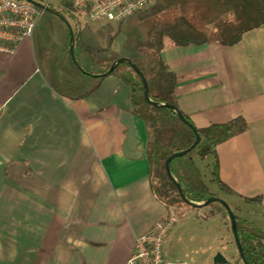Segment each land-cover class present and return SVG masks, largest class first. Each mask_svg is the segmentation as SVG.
Here are the masks:
<instances>
[{"label": "crops", "instance_id": "obj_1", "mask_svg": "<svg viewBox=\"0 0 264 264\" xmlns=\"http://www.w3.org/2000/svg\"><path fill=\"white\" fill-rule=\"evenodd\" d=\"M50 14L53 38L38 18L14 53L0 52V264H126L137 235L189 209H168L153 191L147 130L130 110V86L92 75L105 59L83 57L82 42L81 70L66 15ZM161 56L177 76L176 103L196 127L237 116L248 123L217 145L218 173L232 190L237 224L264 229L256 221L264 222V23L234 45L165 38ZM213 213L227 230L224 211ZM176 218L166 238L179 228Z\"/></svg>", "mask_w": 264, "mask_h": 264}, {"label": "trees", "instance_id": "obj_2", "mask_svg": "<svg viewBox=\"0 0 264 264\" xmlns=\"http://www.w3.org/2000/svg\"><path fill=\"white\" fill-rule=\"evenodd\" d=\"M49 5L54 7L51 3ZM58 11L63 16L67 12L73 19L72 31L76 41L81 31L79 19L64 9ZM136 13L140 20L149 21V25L145 37L137 40L134 49H129L128 57L146 78L150 99L178 107L174 95L177 76L161 56L165 38L176 46L203 43L234 45L244 32L264 23V0H152L148 7ZM116 58L105 63L100 73L107 71ZM109 74L118 76L130 86V110L146 126L145 153L150 164L153 191L168 209L175 212L181 202L189 208H196L184 202L164 167L169 155L193 144V130L178 118L173 109L154 106L146 101L141 76L130 63L120 62ZM183 114L192 122L188 115ZM196 129L200 135L198 143L184 155L174 157L169 166L186 198L190 202H203L210 196H217V190L211 185L225 192L232 191L219 177L216 147L247 130L248 123L243 116H237L224 123H211ZM245 199L259 201V197ZM236 219L238 221V215ZM237 229L246 263L264 264V229L251 223L246 226L237 224ZM239 258L242 260L240 255Z\"/></svg>", "mask_w": 264, "mask_h": 264}, {"label": "rangeland", "instance_id": "obj_3", "mask_svg": "<svg viewBox=\"0 0 264 264\" xmlns=\"http://www.w3.org/2000/svg\"><path fill=\"white\" fill-rule=\"evenodd\" d=\"M37 1L49 3L48 0ZM50 1L55 8H63V5L76 14V17L80 21L81 31L79 39L76 38L75 41L76 49L74 50V55L78 53L77 46L82 42V46L85 49L84 52H86L83 57L86 56L91 58L93 63H97L98 60L104 58L105 64L108 62L107 60H112L114 56L117 55L120 57V55L128 53L129 49H134L137 40L145 37L149 25V21L140 20L137 13L121 21H91L88 19L85 11L75 9L68 2L60 0ZM66 15V23L69 24L71 28H74L73 19L68 16V13H66ZM52 16L53 15L49 12L43 11L38 19L39 22H41L42 32L47 35V38L50 37V35L53 38V27L57 22L56 19H53L57 17ZM47 31L50 32V34H48ZM50 41L52 40L50 39ZM118 53H120V55H118ZM81 63L82 66L88 67L83 61ZM211 187L217 190L218 197L225 199L227 202L233 197L229 195V193L218 189L215 185H211ZM228 203H231L230 207L235 211L233 202ZM179 207H187L189 212L183 215L176 213L177 217L180 218L179 228H176L175 231H172V233L165 238L164 248L169 258H183L186 259L189 264H213L215 254L220 252L227 258L230 264H244L239 258L237 247H235L234 237L230 230V221L227 214H225L227 222V230H225L220 217L212 213L215 209L223 210L219 203L212 202L206 206L193 209L181 202ZM187 216L192 217L188 218ZM257 218V223L264 225L259 215Z\"/></svg>", "mask_w": 264, "mask_h": 264}, {"label": "built area", "instance_id": "obj_4", "mask_svg": "<svg viewBox=\"0 0 264 264\" xmlns=\"http://www.w3.org/2000/svg\"><path fill=\"white\" fill-rule=\"evenodd\" d=\"M86 12L91 21H120L146 8L152 0H60ZM43 10L26 0H0V52L14 53L25 37L34 33ZM172 211L135 237L134 250L126 264H189L183 258L165 255V238L176 222Z\"/></svg>", "mask_w": 264, "mask_h": 264}, {"label": "water", "instance_id": "obj_5", "mask_svg": "<svg viewBox=\"0 0 264 264\" xmlns=\"http://www.w3.org/2000/svg\"><path fill=\"white\" fill-rule=\"evenodd\" d=\"M26 1L34 4L35 6H37L40 9H42L43 11H47V12L56 14V15L60 16L61 18H64L63 15L57 9L51 7L47 3H42V2H39L37 0H26ZM68 31H69V42H70V44H69V52H70V55L73 58V60L76 63V65L81 70H83L82 67L78 64L77 60L75 59V55H74L75 37H74V33L72 31V28L70 27L69 24H68ZM124 61L130 63L132 65V67L136 70V72L141 76L142 83H143V87H144V97H145L146 101L149 104L154 105V106H167V107L173 109L176 112L178 118L183 123H185L189 128H191L193 130L194 134H195V140H194L193 144L189 148H186V149H183V150H179V151L173 152L171 155H169L165 159V161H164V167H165V172H166L167 176L170 178V180L176 186L177 191H178L179 195L181 196V198L184 200V202H186L190 206H193V207H203V206L208 205L211 202H218V203H220L225 208V210H226V212H227V214L229 216L231 231H232V234H233V237H234V241H235V244L237 246V250L239 252V255L241 256L242 261L244 262V264H248V263H246V261L244 259V254H243L242 246H241L240 239H239V236H238L236 215H235L234 211L232 210V208L230 207L229 203L225 199H222V198H220L218 196H210V197H208L203 202H190L186 198L185 194L183 193L182 188H181V185L179 184V182L176 179H174V177L171 174L170 166H169L170 161L174 157L182 156L185 153H187L200 140V135H199V133H198L195 125L192 122H190L184 116V114L182 113V111L180 110V108H178L176 105L171 104V103H158V102L153 101V100L150 99L149 94H148V85H147L146 78L144 77V75L142 74V72L139 70V68L134 63H132L130 57H128V56H120V57L116 58L112 62V64L110 65V67L108 68L107 71H105L103 73L92 74V75H94V76H105V75H107V74H109V73L112 72V70L114 69L115 65L119 64L120 62H124ZM84 72H86V71H84ZM213 264H228V260H227V258L222 253L217 252L215 254L214 258H213Z\"/></svg>", "mask_w": 264, "mask_h": 264}, {"label": "flooded vegetation", "instance_id": "obj_6", "mask_svg": "<svg viewBox=\"0 0 264 264\" xmlns=\"http://www.w3.org/2000/svg\"><path fill=\"white\" fill-rule=\"evenodd\" d=\"M228 264H230V263L228 262Z\"/></svg>", "mask_w": 264, "mask_h": 264}]
</instances>
